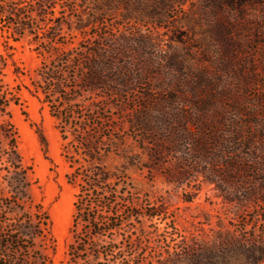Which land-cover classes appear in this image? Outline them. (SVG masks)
I'll return each mask as SVG.
<instances>
[{
	"label": "rangeland",
	"instance_id": "obj_1",
	"mask_svg": "<svg viewBox=\"0 0 264 264\" xmlns=\"http://www.w3.org/2000/svg\"><path fill=\"white\" fill-rule=\"evenodd\" d=\"M37 1L0 0V12L6 15L0 19L2 56L6 54L1 37L15 28L19 17L31 19L40 33L51 34L61 25L59 41L64 46L41 35L35 38L33 30L16 44L13 58L26 84L38 78L42 64L53 60L52 48L73 49L83 57L100 43L107 55L106 75L127 84L122 88L127 92L125 101L114 117L125 133L131 130L133 116L145 114L143 106L165 107L163 99L175 97L177 103L169 109L182 111L186 120L172 119V126L179 129L186 124L189 129L182 149L188 151L186 143H208L205 152L196 154L198 163L188 169L168 154L151 162L146 152L151 135L138 131L136 142L128 138V144L139 145L140 163L150 167L131 175L134 205L144 209L148 203L164 212L152 225L143 220L138 229L142 264H158L164 250L175 252L182 240L191 247H212L224 240L256 241L264 248V192L259 201L239 199L245 196V184L260 178L256 167L264 178V0H121L124 6L108 0L115 9L102 23H92V18L103 0H44V17L35 14ZM139 9L163 16L158 23L125 18ZM79 25H87L85 37L77 31ZM113 41L120 45L115 56L108 46ZM13 69L7 60L0 72L11 85L18 83ZM22 97L23 106L11 105L0 125L14 127L18 152L29 169L31 196L50 218L56 243L52 264H69L76 191L66 183L68 168L60 156L56 121L26 90ZM197 97L201 100L195 104ZM200 127L206 130L199 131ZM38 129L47 142V158ZM238 133L254 138L250 149L243 147L240 153ZM212 138L219 144L209 141ZM4 148L2 140L0 149ZM237 158L243 161L240 170Z\"/></svg>",
	"mask_w": 264,
	"mask_h": 264
},
{
	"label": "trees",
	"instance_id": "obj_2",
	"mask_svg": "<svg viewBox=\"0 0 264 264\" xmlns=\"http://www.w3.org/2000/svg\"><path fill=\"white\" fill-rule=\"evenodd\" d=\"M173 2V0H170ZM121 4V0L114 1ZM92 23H102L105 14L111 13L113 4L108 0L100 3ZM44 0H38L35 14L44 17ZM140 10V11H139ZM128 18H142L150 23L162 18V14L139 9ZM148 10V9H147ZM12 15V13H10ZM0 12V19L5 18ZM87 25H79L77 31L85 37ZM33 21L19 17L14 29L7 31L2 40L6 56L0 55V72L9 60L13 66L14 81L11 85L0 75V117L7 115L11 105L22 107V90H26L42 105L56 121L60 135V156L67 164L66 183L75 189L73 214L70 226L72 242L68 247L69 264H142L139 250L141 236L138 229L143 220L151 223L164 215L150 204L145 208L134 205L136 188L131 175L141 168L150 169L140 163L141 157L135 143L128 144V138L136 142L134 135L142 131L151 135L147 142L148 159L156 161L162 155L175 156L183 168L191 169L205 152L206 142L186 143L188 151L182 149V140L188 135L187 126L177 129L172 119L185 123V116L178 110L169 109L176 105L175 97H165L161 105L143 106L129 121L130 131L125 133L114 117H118L127 92V84L106 75L104 61L107 58L102 44L81 57L73 49L59 52L52 48L55 57L49 64H42L38 78L26 84L15 65L13 52L20 40L32 30L50 43L59 41L61 25L51 29L52 33L35 32ZM37 42V41H36ZM112 54L119 50V43L113 41ZM110 63V62H109ZM201 100L194 99L196 104ZM114 111L116 113H114ZM171 113H170V112ZM26 114L25 112L23 113ZM155 114L156 117H152ZM206 130L200 127L199 131ZM47 158L48 147L40 129L36 131ZM239 148L250 149L252 136L242 137L238 133ZM157 136V137H155ZM6 148L0 149V264H52L56 243L50 232V218L40 203L31 196V184L22 158L17 149V134L9 123L0 125V142ZM219 144L214 138L209 139ZM192 147V148H190ZM255 151V149H253ZM242 158H237V167L244 168ZM52 164V162L50 161ZM254 169V168H253ZM259 179L245 184V196L241 201H259L264 192L263 172L256 167ZM261 172V173H260ZM127 231V233H123ZM121 239L118 240L117 236ZM217 250V252H215ZM158 264H260L264 262V248L256 241H221L212 247L196 245L191 247L183 240L175 252L168 247Z\"/></svg>",
	"mask_w": 264,
	"mask_h": 264
}]
</instances>
